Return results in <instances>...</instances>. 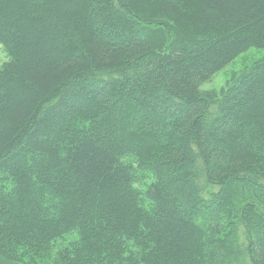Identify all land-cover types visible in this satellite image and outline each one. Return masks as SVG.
<instances>
[{"label": "trees", "instance_id": "obj_1", "mask_svg": "<svg viewBox=\"0 0 264 264\" xmlns=\"http://www.w3.org/2000/svg\"><path fill=\"white\" fill-rule=\"evenodd\" d=\"M0 45V264H264V57L201 90L264 0H0Z\"/></svg>", "mask_w": 264, "mask_h": 264}, {"label": "rangeland", "instance_id": "obj_2", "mask_svg": "<svg viewBox=\"0 0 264 264\" xmlns=\"http://www.w3.org/2000/svg\"><path fill=\"white\" fill-rule=\"evenodd\" d=\"M264 57V50L259 48H251L246 52H243L237 56L232 62H230L221 71L215 74L210 80L201 84V90L208 91H221L227 84L231 77L238 71L244 69L246 66L251 65L254 61ZM7 52L3 46L0 45V65L8 60ZM126 162H133V158L125 159Z\"/></svg>", "mask_w": 264, "mask_h": 264}]
</instances>
